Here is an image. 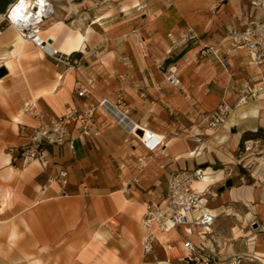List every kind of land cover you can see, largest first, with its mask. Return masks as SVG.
I'll use <instances>...</instances> for the list:
<instances>
[{
  "label": "crops",
  "instance_id": "crops-1",
  "mask_svg": "<svg viewBox=\"0 0 264 264\" xmlns=\"http://www.w3.org/2000/svg\"><path fill=\"white\" fill-rule=\"evenodd\" d=\"M15 1L0 0V67L6 69L0 77V264H176L184 255L176 256L173 250L186 253L179 230L149 228L164 250L163 260H149L144 251L148 231L141 220L146 206L161 200L171 173L198 166L188 160L194 150L190 147L215 151L216 160L225 165L241 133L259 128L264 107L252 101L236 108L216 131L200 114L222 100L232 103L244 79L264 75V64L254 67L247 53L245 62L237 57L241 49H232L225 68L213 57L199 59L198 42L177 45L171 35L192 27L201 40L227 50L225 36L231 27L264 19V0H49L54 11L44 22L42 35L64 53L85 52L77 70L56 66L3 21ZM170 65L177 67L176 87L164 82ZM90 77L95 90L84 103L102 97L114 103L121 94L130 108L128 119L163 135L164 148L147 152L128 136L130 122L119 124L98 109L97 133L76 139L73 152L49 144L44 166L15 160L32 132L23 102L35 98L44 113L62 115L79 101L76 86ZM60 169L68 172L64 187L47 182ZM194 184L193 188L203 189ZM154 185V193L161 192L150 196ZM222 199L249 204L251 209L243 216L227 213L216 223L215 219L205 241L207 249L220 262L264 264V240L247 224L264 208L250 204L254 189L234 187ZM187 236L198 243L195 233Z\"/></svg>",
  "mask_w": 264,
  "mask_h": 264
},
{
  "label": "built area",
  "instance_id": "built-area-1",
  "mask_svg": "<svg viewBox=\"0 0 264 264\" xmlns=\"http://www.w3.org/2000/svg\"><path fill=\"white\" fill-rule=\"evenodd\" d=\"M37 1L41 0L29 2L27 7L29 12L13 19L11 12L14 9L15 1L3 15V21L19 33L24 40L31 42L35 48L50 56L56 66L77 70L78 66L82 65V58L71 57L70 54L60 51L53 46L48 37L42 35V26L54 9L49 0H43L41 4H38ZM36 5V9H34ZM136 37L138 41L144 42L141 34L136 33ZM171 37L177 45L198 42L197 56L199 59L213 57L219 65L225 68L230 64L228 54L232 49L246 51L250 63L254 67L264 64L263 18H255L243 25L231 27L225 36L228 49L224 51L208 41L201 40L192 27H186ZM81 52L83 53V51ZM164 82L172 87L179 85L180 80L175 65L167 67ZM256 82H258L257 86ZM156 89H161L160 84L156 85ZM94 90V78L85 79L83 84L76 86V97L79 101L69 107L66 113L59 116L44 113L35 98L25 100L22 110L32 119L30 126L32 132L29 141L16 151L15 160L22 164L37 161L44 166L48 162L45 146L49 144L66 146L73 152L76 139L83 140L97 133L95 114L98 109L113 115L119 124L130 122L131 125L127 130L128 136L147 152L155 154L164 148L165 138L163 135L128 119L130 108L124 103L121 94L117 95L114 103H111L106 97H102L97 102L84 103L83 99ZM262 92H264V75L258 80L244 79L235 89V99L232 103L222 100L212 111L201 113V120L209 129L216 131L223 127L227 118L236 108L250 101L259 100ZM140 95L145 96L143 93ZM248 141L250 140H246L244 143ZM245 147L249 148L247 145ZM137 160L142 162L140 157ZM203 173L204 171L199 166L174 171L167 179L166 190L161 200L146 206L141 220L142 227L148 231L143 241L145 252H150L152 249L155 238L149 228L154 225L160 231L167 232L170 229H175L184 234L182 246L186 255L183 259L197 261L200 264H214L211 261L214 254L212 251H206L205 241L212 232L211 227L215 221V215L201 206V199L205 192H200L192 187V182L201 179ZM67 180L68 172L65 169H60L55 175L47 178L48 183H57L61 187L67 184ZM133 182L137 183L138 179L133 178ZM192 233L199 237L198 243L187 236Z\"/></svg>",
  "mask_w": 264,
  "mask_h": 264
},
{
  "label": "rangeland",
  "instance_id": "rangeland-1",
  "mask_svg": "<svg viewBox=\"0 0 264 264\" xmlns=\"http://www.w3.org/2000/svg\"><path fill=\"white\" fill-rule=\"evenodd\" d=\"M238 59L246 62L247 56L246 52L241 49L238 50ZM83 55H85V52H80V56H73L75 58H83ZM82 62V60H81ZM232 63V62H231ZM235 66L232 63V66L230 67L232 72H235ZM243 74H247L246 69L243 71ZM264 99H260L257 101H252L254 105H263L264 107ZM14 118V116H12ZM151 120V119H150ZM259 128L262 129V132L264 134V120L262 124L259 126ZM217 143V141L215 142ZM198 144V143H197ZM200 145V144H198ZM214 145V144H213ZM216 145V144H215ZM214 147L216 149H219L218 146ZM245 145H247L249 148L246 149ZM197 146V145H196ZM194 148V150L191 153L192 159H188L190 161L194 162V165H198L199 167L208 168L210 167L213 171L215 170H223V178L216 183L210 184L209 188L205 191V202L201 204L202 208H207L211 213L215 215V223L218 219H222L224 215L227 213L234 214L237 213L238 215H245L248 211H250V205L248 204L247 207L242 202L234 203L232 201L225 202L222 199V195H226L227 191L232 190L234 187L239 186H246L251 189H254V199H252L253 202L250 204H263L264 205V138L260 139H250L247 143H243V150L239 151V148L232 153V156L229 159V162L225 165L218 162L215 158V151L210 150L211 153H208L207 148H204V150L197 149V147H190ZM195 152H200L198 154L199 156L196 157L197 154H194ZM206 151V152H204ZM187 161V160H186ZM202 165H206L205 167H202ZM231 180L232 185L230 187L225 186L224 189L220 192L218 189L225 184L227 180ZM195 187L202 188L203 185L200 183H195ZM157 188L156 185L149 188L151 190L150 196L154 194H158L161 192L160 190H157L156 193L155 189ZM164 191V190H163ZM163 193V192H162ZM157 199V198H156ZM244 201V200H243ZM258 206V205H257ZM260 207V206H259ZM227 209V210H226ZM226 210V211H225ZM232 210V211H231ZM213 211V212H212ZM229 211V212H228ZM256 212H258L256 210ZM249 230H251L254 234H258L257 238L260 240H264V208L261 210L259 209V212L256 214H253L252 217L250 216V220L247 222ZM197 241L196 237H192ZM178 241H181L179 239ZM264 242V241H263ZM262 242V243H263ZM151 253L149 252V260H153L155 262L163 260V253L164 250L161 247V245L157 242H153V246L151 249ZM206 251H211L210 249H207ZM264 251V250H263ZM173 253L176 256H183V253L180 251L173 250ZM264 257V255H262ZM214 264H231L230 261H219L218 258L211 259ZM234 264V260H232ZM176 264H200L197 261H194L193 263L190 262L188 259H180L176 260ZM247 264H258L255 262L247 263ZM260 264V263H259Z\"/></svg>",
  "mask_w": 264,
  "mask_h": 264
},
{
  "label": "bare ground",
  "instance_id": "bare-ground-1",
  "mask_svg": "<svg viewBox=\"0 0 264 264\" xmlns=\"http://www.w3.org/2000/svg\"><path fill=\"white\" fill-rule=\"evenodd\" d=\"M29 2H32V0H17L16 3H15V6H14V9L12 10L11 12V17L14 19L16 16H19V15H25L27 12H29L28 10V3ZM38 4H41L43 3V0L41 1H37ZM37 5L34 6V9H36ZM41 7V6H39ZM25 12V13H24ZM18 36L23 40V41H26L24 40L19 33H17ZM86 38V36H85ZM50 39V38H48ZM165 138V137H164ZM165 141V140H164ZM165 143V142H164ZM202 149V148H201ZM198 154V153H197ZM203 170V168H202ZM204 173L202 175V178L199 179V180H195L192 182V187H193V184L195 182H202V183H205L206 186L203 187V189L200 191V192H205L210 186V184H213V183H216L217 181L221 180L223 178V173L224 171L223 170H218V171H213L210 167L208 168H204ZM195 189V188H194ZM198 190V189H197ZM206 200L204 198V195L201 199V203H204ZM227 210V209H226ZM225 210V211H226ZM232 211V210H231ZM213 212V211H212ZM229 212V211H228ZM236 215V213H235ZM151 227H154V229L158 230L154 225H151ZM171 230V229H170ZM169 230V231H170ZM183 255H186V253H183Z\"/></svg>",
  "mask_w": 264,
  "mask_h": 264
},
{
  "label": "trees",
  "instance_id": "trees-1",
  "mask_svg": "<svg viewBox=\"0 0 264 264\" xmlns=\"http://www.w3.org/2000/svg\"><path fill=\"white\" fill-rule=\"evenodd\" d=\"M70 55H71V57H73V56L79 57L80 51L72 52ZM260 138H264V134H263L262 130H260V129L243 131L240 135V139H239V143H238L239 151L243 150L244 141L250 140V139H260ZM190 262L193 263L194 261H190Z\"/></svg>",
  "mask_w": 264,
  "mask_h": 264
},
{
  "label": "water",
  "instance_id": "water-1",
  "mask_svg": "<svg viewBox=\"0 0 264 264\" xmlns=\"http://www.w3.org/2000/svg\"><path fill=\"white\" fill-rule=\"evenodd\" d=\"M6 74V69L4 68V67H0V77H2L3 75H5ZM258 129H260V130H262L261 128H258ZM206 165H202V167H205ZM232 185V182H231V180H227L226 182H225V184L224 185H222L219 189H218V191H222L223 189H224V187L225 186H227V187H230Z\"/></svg>",
  "mask_w": 264,
  "mask_h": 264
}]
</instances>
